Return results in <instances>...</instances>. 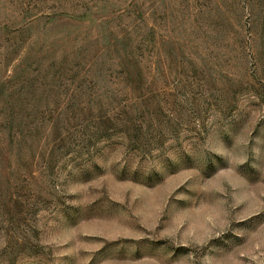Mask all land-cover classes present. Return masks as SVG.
<instances>
[{"label": "rangeland", "instance_id": "obj_1", "mask_svg": "<svg viewBox=\"0 0 264 264\" xmlns=\"http://www.w3.org/2000/svg\"><path fill=\"white\" fill-rule=\"evenodd\" d=\"M0 264H264V0H0Z\"/></svg>", "mask_w": 264, "mask_h": 264}]
</instances>
